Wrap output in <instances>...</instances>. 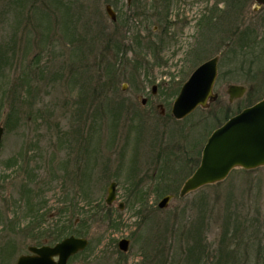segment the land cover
I'll use <instances>...</instances> for the list:
<instances>
[{
	"label": "rangeland",
	"instance_id": "obj_1",
	"mask_svg": "<svg viewBox=\"0 0 264 264\" xmlns=\"http://www.w3.org/2000/svg\"><path fill=\"white\" fill-rule=\"evenodd\" d=\"M254 7L0 0V264L71 234L90 244L69 264H262L264 167L179 193L212 131L264 97ZM216 56L218 99L175 120L181 88ZM230 85L245 95L230 101ZM166 182L177 193L161 208Z\"/></svg>",
	"mask_w": 264,
	"mask_h": 264
},
{
	"label": "water",
	"instance_id": "obj_2",
	"mask_svg": "<svg viewBox=\"0 0 264 264\" xmlns=\"http://www.w3.org/2000/svg\"><path fill=\"white\" fill-rule=\"evenodd\" d=\"M256 4L264 6V0H256ZM106 9L110 18L116 20L111 6ZM217 73L218 58L202 64L194 71L174 102L172 114L177 120L186 118L197 107H207L208 102L217 100L218 96L213 94ZM228 93L230 101H234L244 95L245 88L231 85ZM2 133L0 127V141ZM261 166H264V99L232 117L212 133L203 149L199 167L183 185L180 196L224 180L234 168L250 170ZM116 186V183L110 185L106 201L108 205L116 200ZM171 198L165 197L159 206L166 207ZM87 244L85 239L70 237L53 248H30L35 256L22 257L17 264H67L69 257L84 250ZM128 245L127 240L120 242L123 251L128 249ZM55 256L59 258L57 262L53 259Z\"/></svg>",
	"mask_w": 264,
	"mask_h": 264
},
{
	"label": "trees",
	"instance_id": "obj_3",
	"mask_svg": "<svg viewBox=\"0 0 264 264\" xmlns=\"http://www.w3.org/2000/svg\"><path fill=\"white\" fill-rule=\"evenodd\" d=\"M228 118H226V120H227ZM191 160H189V162H190ZM198 162H199V159H198ZM199 164V163H198ZM190 165V164H189ZM182 169V167H181V165H179L178 166V169L177 170H181ZM183 170V169H182ZM181 170V171H182ZM164 180V179H163ZM167 184V182L163 185V186H161V187H158V195H161L162 197H165V196H167V195H170V194H173V193H177V191L175 192V190L172 188V187H170L169 185H166ZM178 190V189H177ZM260 263H262V264H264V261H261Z\"/></svg>",
	"mask_w": 264,
	"mask_h": 264
},
{
	"label": "flooded vegetation",
	"instance_id": "obj_4",
	"mask_svg": "<svg viewBox=\"0 0 264 264\" xmlns=\"http://www.w3.org/2000/svg\"><path fill=\"white\" fill-rule=\"evenodd\" d=\"M157 93V92H156ZM146 101H148V99H146Z\"/></svg>",
	"mask_w": 264,
	"mask_h": 264
}]
</instances>
